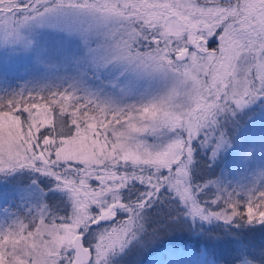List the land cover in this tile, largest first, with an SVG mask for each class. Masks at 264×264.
<instances>
[{
    "label": "snow or ice",
    "instance_id": "snow-or-ice-1",
    "mask_svg": "<svg viewBox=\"0 0 264 264\" xmlns=\"http://www.w3.org/2000/svg\"><path fill=\"white\" fill-rule=\"evenodd\" d=\"M21 59L0 264H264V0H0Z\"/></svg>",
    "mask_w": 264,
    "mask_h": 264
},
{
    "label": "trees",
    "instance_id": "trees-1",
    "mask_svg": "<svg viewBox=\"0 0 264 264\" xmlns=\"http://www.w3.org/2000/svg\"><path fill=\"white\" fill-rule=\"evenodd\" d=\"M27 63V61H26ZM14 66L8 64L0 65V75L4 76L12 87L23 86L25 80L32 79L35 76L39 79V73L22 75L23 65L18 62H13ZM22 76V78H20ZM255 242H260V237L255 238ZM161 255L158 246H152L143 250H136L126 257H122L117 264H146L151 259Z\"/></svg>",
    "mask_w": 264,
    "mask_h": 264
},
{
    "label": "rangeland",
    "instance_id": "rangeland-1",
    "mask_svg": "<svg viewBox=\"0 0 264 264\" xmlns=\"http://www.w3.org/2000/svg\"><path fill=\"white\" fill-rule=\"evenodd\" d=\"M18 63H19V64L21 63L22 65H23V64H26V60L21 59ZM8 65H9V66L11 65V67L14 66L13 63H10V64H8ZM163 259H166V258L163 257L162 255H159V256H157V257L151 259L150 261H148L146 264H154L155 261H157V260H163Z\"/></svg>",
    "mask_w": 264,
    "mask_h": 264
}]
</instances>
